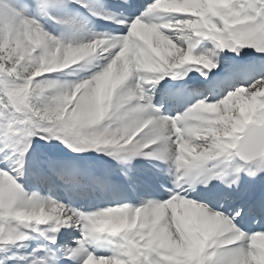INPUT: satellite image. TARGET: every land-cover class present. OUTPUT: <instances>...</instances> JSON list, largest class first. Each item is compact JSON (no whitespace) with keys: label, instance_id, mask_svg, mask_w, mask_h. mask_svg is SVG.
Masks as SVG:
<instances>
[{"label":"snow or ice","instance_id":"1","mask_svg":"<svg viewBox=\"0 0 264 264\" xmlns=\"http://www.w3.org/2000/svg\"><path fill=\"white\" fill-rule=\"evenodd\" d=\"M0 264H264V0H0Z\"/></svg>","mask_w":264,"mask_h":264}]
</instances>
